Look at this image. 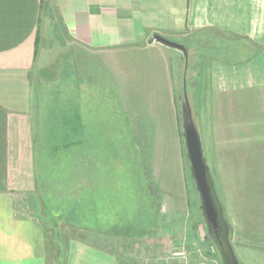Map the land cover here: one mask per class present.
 Segmentation results:
<instances>
[{"label": "crops", "instance_id": "obj_1", "mask_svg": "<svg viewBox=\"0 0 264 264\" xmlns=\"http://www.w3.org/2000/svg\"><path fill=\"white\" fill-rule=\"evenodd\" d=\"M53 29L63 36L64 50L51 56L41 47L45 53L54 48ZM156 33L184 44L188 55L151 42ZM217 49L221 54H214ZM189 54L202 84L187 92L188 101L196 107L212 183L216 187L211 163L226 188L257 185V208L264 215V0H0V264H57L59 249L67 252L66 264H139L127 252L151 250L137 241L150 242L152 227L149 237L138 240L115 236L121 214L115 197L123 184L116 168H102L101 161L121 133L109 129L114 121L102 120L99 110L107 105L102 97L120 92L108 74L126 67L121 58L142 60L135 65L161 75L172 62L182 83ZM45 58L50 63L38 62ZM63 94L77 101L68 103ZM53 99L68 108L67 115L77 116L66 119L63 129L50 121ZM179 100L185 104L184 93ZM42 119L47 130H41ZM42 138L54 151L79 145L85 177L78 202L87 223L66 216V199L55 200L52 184L60 180H47L44 173L53 170L47 160L42 170L38 164ZM61 139L66 142L55 143ZM140 183H128L134 205L126 217L136 222L149 210ZM148 202L152 206L151 198ZM242 235L241 242H253Z\"/></svg>", "mask_w": 264, "mask_h": 264}, {"label": "rangeland", "instance_id": "obj_2", "mask_svg": "<svg viewBox=\"0 0 264 264\" xmlns=\"http://www.w3.org/2000/svg\"><path fill=\"white\" fill-rule=\"evenodd\" d=\"M51 36L54 48L45 53L41 47V53L54 56L64 50V38L57 29L52 30ZM48 40L49 38H46L45 44ZM220 51L217 49L214 54H221ZM121 60L125 62L126 67L115 68L117 74L114 76L108 74L109 79L113 78L118 85H121H119L120 92H116L117 90L105 92L102 98L107 101V105L99 110L105 123L111 120L115 122V127L110 126L109 129L120 132L121 139L116 140L113 152H109L111 149L106 150L101 164L102 168L103 166L116 168L115 174H120L123 184L120 188L121 193L115 197L116 200L119 198L121 211L120 218L116 221L118 226L114 229L115 236L119 234L120 237L138 240L149 237L146 233L150 226L153 232V239L150 242L137 241L138 245L140 242H147V247H151V250L138 247L134 251L127 252L129 257L142 261H139V264H201L202 262L210 264L209 260L216 264H264V215H259L257 208L261 188L257 185L226 188L222 185L224 184L222 178L218 177L219 173L216 171L218 167L211 163L216 187L212 183L209 171L208 175L219 212L221 228L219 239L213 234L205 217L202 199L188 157L182 120L183 104L179 100L181 92L185 93V89L187 92L197 89L201 81V78H197L195 74L193 55L189 54L188 61L187 58L185 60L182 83L179 81L180 76L173 69L172 62L168 73L161 75L156 74L152 69L153 72L150 73L147 66L135 65V62H143L142 60L134 58H121ZM42 61L50 63L51 58L38 60V62ZM120 71H124L125 74H120ZM61 77L65 79L64 72ZM168 83L172 86L171 90L167 88ZM57 99H59L58 95ZM63 99L68 100V103L77 101L76 97L71 98L67 94ZM53 100H51L53 107L51 106L49 113L50 121L55 122L57 127L62 126L63 129L66 119L75 120L77 116L67 115L68 108L57 106L60 105L57 103H61L58 100H54L55 108ZM72 109L79 110V108ZM191 110L194 117L196 107L191 106ZM43 120L41 130H47ZM123 134H127V137ZM45 142L47 140L39 139L38 164L42 170L47 160V165L51 164L49 166L53 168L44 173L47 180H60L52 184L53 191L57 193L55 200L66 199L68 205L63 210L65 214L67 213L66 216L74 221L87 223V218L80 213L81 201L78 202L82 194L81 184L85 177L81 170L79 145L77 148L63 146L54 151L53 148H46ZM62 142L65 143L66 140H55L56 144L62 145ZM112 154L117 157L116 160ZM89 174L95 177L93 172ZM43 179L42 173V181ZM134 181L141 182V185L145 184L146 196H149V199L144 200L149 207L146 211L147 217L140 218L137 222L126 217L127 213L132 212L131 208L134 205V190L131 194L132 186L130 188L129 185ZM141 190L140 185L135 188L136 197ZM150 198L152 206L148 202ZM69 206L73 207L74 213H69L71 211ZM58 212L57 209L55 213L59 214ZM225 216L227 219L230 218L229 221L236 230L230 228ZM233 231L237 232L239 237L243 236L242 233L250 235L252 238L249 239L253 242H241ZM179 252H183V255H178ZM66 258V250L59 249L57 264H66Z\"/></svg>", "mask_w": 264, "mask_h": 264}, {"label": "water", "instance_id": "obj_3", "mask_svg": "<svg viewBox=\"0 0 264 264\" xmlns=\"http://www.w3.org/2000/svg\"><path fill=\"white\" fill-rule=\"evenodd\" d=\"M154 40L170 47L180 49L186 56L188 55V49L184 44L174 42L158 33L154 34L151 42ZM184 94L186 102L183 104L182 120L188 157L202 199L205 217L211 226L213 234L219 239L221 237L219 212L213 196V188L208 175V167L203 154L200 134L193 117L190 102L188 101V93L186 89Z\"/></svg>", "mask_w": 264, "mask_h": 264}, {"label": "built area", "instance_id": "obj_4", "mask_svg": "<svg viewBox=\"0 0 264 264\" xmlns=\"http://www.w3.org/2000/svg\"><path fill=\"white\" fill-rule=\"evenodd\" d=\"M178 255H183V252L177 253ZM201 264H207V262H202Z\"/></svg>", "mask_w": 264, "mask_h": 264}]
</instances>
